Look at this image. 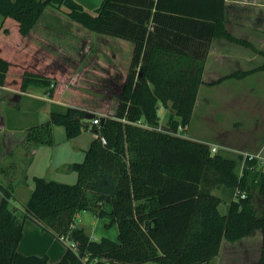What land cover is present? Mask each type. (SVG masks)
<instances>
[{
	"label": "trees",
	"instance_id": "obj_1",
	"mask_svg": "<svg viewBox=\"0 0 264 264\" xmlns=\"http://www.w3.org/2000/svg\"><path fill=\"white\" fill-rule=\"evenodd\" d=\"M225 16V0H102L93 13L74 0H0V87L25 92L36 84L66 104H53L48 121L30 126L22 144L52 145L54 126L63 127L66 140L87 124L95 134L83 160L69 167L77 175L72 185L34 177L18 209L13 175L0 181V264H48L46 256L17 250L28 219L75 247L63 244L55 264H210L224 240L237 242L256 231L264 264V163L241 153H212L207 143L158 129L159 106L169 111L170 132L190 123L213 38L258 52L226 30ZM46 30L52 32L38 42ZM112 41L119 59L117 52L106 55ZM124 46L130 57L122 68ZM258 71L264 64L212 84ZM60 83L73 99L59 97ZM108 88L119 94L112 113L98 104L103 97L92 95ZM92 97L96 104L84 101ZM101 117L102 125L92 123ZM8 171L0 168V175ZM85 211L116 225V239L92 240L75 226Z\"/></svg>",
	"mask_w": 264,
	"mask_h": 264
},
{
	"label": "crops",
	"instance_id": "obj_2",
	"mask_svg": "<svg viewBox=\"0 0 264 264\" xmlns=\"http://www.w3.org/2000/svg\"><path fill=\"white\" fill-rule=\"evenodd\" d=\"M74 1L90 13H93L102 2V0ZM225 11L226 30L234 37L250 42L258 52L223 38H213L191 119H194L195 115L200 116L206 113L216 115L219 110L228 113L226 117L230 119L229 125H233L228 131L232 132L233 136L229 139L221 133L214 137L210 146H215L217 150L225 151L224 153L228 152L229 155L249 152V154L259 155L260 159L264 161V142L258 140L260 137L264 139V78L248 79L259 76L258 74L264 73V71L255 72L242 79H223L219 83L212 84L234 72L253 70L264 64V56L259 54V52H264V0H225ZM1 22L2 18L0 17V25ZM51 32V30L41 31V36L37 41L43 43L45 39L42 36L49 35ZM44 102H50V109L53 104L66 106L62 102L50 99L46 89L36 84L29 85L25 92L0 87V168L9 169L8 174L0 175V181L3 184L8 182L7 176L13 175L17 184L15 187L22 184L28 186L29 178L31 181L34 177L43 178L52 169L53 164V172L56 175H61L73 172L69 168L70 165L83 160L85 150L74 144L71 147H61L60 149H57L54 144L50 146L35 144L25 146L22 144L26 130L39 123L37 118L29 119L24 123L25 119L21 113H33L36 104L41 105ZM112 112L113 110L110 111V113ZM157 113L160 116V114H169V111L159 106ZM204 116L206 120L207 115H201L200 118ZM190 128L191 121L184 137L205 143L197 138V135L188 136L187 132ZM76 138L68 141L73 142ZM81 152L83 157L80 155ZM74 174L77 179L76 173ZM69 179L76 182L73 177L72 180L71 177ZM105 209L109 210V207L105 206ZM86 224L91 229L88 230ZM108 224L107 218H98L91 211L78 214L75 222V226L83 228L91 239L96 241L102 237L116 239V225L108 226ZM256 232L259 235L257 240L261 249V233ZM17 250L25 256H46L48 264H55L63 256L65 246L48 233L41 231L36 223L28 219L24 221L23 236Z\"/></svg>",
	"mask_w": 264,
	"mask_h": 264
},
{
	"label": "rangeland",
	"instance_id": "obj_3",
	"mask_svg": "<svg viewBox=\"0 0 264 264\" xmlns=\"http://www.w3.org/2000/svg\"><path fill=\"white\" fill-rule=\"evenodd\" d=\"M73 26L70 27H74V29H78L79 31H84V33H88V35H91L93 37L97 36L96 34L92 33V32H88L86 30H83V28L77 24H72ZM90 36V37H91ZM90 39L91 41V45L94 47L95 43H97V41L95 40V38ZM125 45H128V43L124 42ZM107 47V51H106V55L109 57L108 54L110 53H114L117 52L118 53V59H119V50L116 46V43L112 41V43L107 42L106 43ZM96 49V48H95ZM94 49V50H95ZM54 52H59L58 49L56 47H54ZM105 55V54H104ZM130 57V53L129 50L127 49V46H124L122 54H121V63H119V61H117V63H119V65L122 68H125L127 66V61L129 60ZM89 58H85L84 60H82L81 64H83L84 62L89 61ZM103 60L104 57H102ZM109 60V59H106ZM80 69L82 70V67H80ZM78 70V69H76ZM120 73H123V71L121 69H119ZM259 76H254V77H250L248 78L250 79H255L257 80V77L259 78H264V73H259ZM83 79H87L85 76ZM64 86V89H63ZM118 86V84H117ZM116 86V87H117ZM68 87L67 84H63L60 83L59 85V89L57 91V94L59 95V97L64 98V100L67 99H73V97L71 96V94H69V92H66V88ZM256 87V86H255ZM73 89H77L75 87H73ZM42 92V89H41ZM90 94V93H88ZM92 95L96 98L102 99L101 97H103L102 100H99V105L101 107L107 108L110 113L111 110H114L115 106L118 103L119 100V94H114L111 91L109 92V88H108V93L104 94L103 96L101 95H97V94H93ZM76 99H78L76 97ZM93 97L90 99H83L85 102H88L89 105L91 104H96L97 102L95 100H92ZM60 102V101H59ZM35 108V106H34ZM49 110H50V102H44L41 105L36 104V108L34 110L33 113H29V112H22L21 115L24 117L25 120H23V122L25 123L26 121H28L29 119H33V118H37V122L39 124L45 123L48 121V117H49ZM33 111V110H32ZM226 112L219 110L217 112V114H213L210 115L209 113L206 114H201V115H207V119L205 120V116L200 118V116L195 115L194 119H191V128L190 130L187 132L188 136H194L197 135V138L205 141V143H207L209 146L210 144L213 143L214 137L218 136L219 134H225L224 137L226 138H231L232 132H229L228 130L231 129L233 125H229V117H226ZM168 113H166L165 115H161L160 114V127H158L159 130L163 131V132H168L170 133V130L168 128H166V121L168 118ZM194 117V116H193ZM210 119V120H209ZM227 132H224V131ZM53 144L55 147H57V149H60L61 147L63 148H68L73 146V144L76 147H79L83 150H87L89 148V145L92 141V139L95 137V134L91 131V124H87L83 129L82 132L80 134V136H78L76 138L75 141H68L65 138V131L63 129L62 126H54L53 127ZM260 142H264V139H262L261 137L258 139ZM211 147V146H210ZM217 149V147H216ZM218 151H222V150H218ZM82 153V152H81ZM81 157H83V153L81 154ZM249 153V152H248ZM229 154V153H228ZM232 154V153H231ZM243 154V153H241ZM224 155H226V153H224ZM54 165V164H53ZM53 165H52V169L46 173V175H44L43 178H45L46 180H51V181H56L59 183H63V184H74L75 181L72 180L75 178L76 180V176L73 172H67V173H62L61 175H56L53 171ZM259 170L264 171V164H261L259 166ZM28 174V173H27ZM71 180L70 181V178ZM14 180L15 185L16 184V180ZM27 185L22 184L18 187H15L14 189V199H15V203H13V205L16 208H21L26 201L28 200L32 190H33V184L31 181V178H29L27 180ZM220 212H224L225 211V205L222 204L220 205ZM76 222V221H75ZM88 230L91 229V227H89L88 224H86ZM94 229V227H93ZM258 232H255L252 236L243 238L237 242H223L222 247H221V251H220V255L218 257V259H214L210 264H259L258 262V258H259V241L257 240L258 237ZM146 264H155L153 262L150 263H146Z\"/></svg>",
	"mask_w": 264,
	"mask_h": 264
},
{
	"label": "built area",
	"instance_id": "obj_4",
	"mask_svg": "<svg viewBox=\"0 0 264 264\" xmlns=\"http://www.w3.org/2000/svg\"><path fill=\"white\" fill-rule=\"evenodd\" d=\"M100 120L97 118V119H94L92 121L93 124H99ZM188 129V125H184V126H179L178 129L175 131V132H170V134H173V135H176V136H181V137H184V134L185 132L187 131ZM101 142L104 143V139L101 137ZM210 150L212 153H215L217 151L216 147L215 146H211L210 147ZM244 157H248L249 159L250 158H256L258 159L261 163H264V161H262L259 157V155H254V154H249V153H243L242 154ZM242 197H244V195L242 194L241 195ZM62 242L65 246H69L70 248H72L73 250L75 249V247L71 244V242L68 240V239H62Z\"/></svg>",
	"mask_w": 264,
	"mask_h": 264
},
{
	"label": "water",
	"instance_id": "obj_5",
	"mask_svg": "<svg viewBox=\"0 0 264 264\" xmlns=\"http://www.w3.org/2000/svg\"><path fill=\"white\" fill-rule=\"evenodd\" d=\"M85 118H86L87 120H90V119H92V115L87 114V115L85 116ZM103 122H104V117H101V119H100V125H102Z\"/></svg>",
	"mask_w": 264,
	"mask_h": 264
}]
</instances>
